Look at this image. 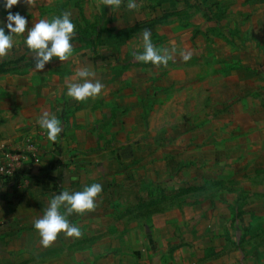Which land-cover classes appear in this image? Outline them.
I'll return each mask as SVG.
<instances>
[{"label":"rangeland","instance_id":"374dc122","mask_svg":"<svg viewBox=\"0 0 264 264\" xmlns=\"http://www.w3.org/2000/svg\"><path fill=\"white\" fill-rule=\"evenodd\" d=\"M129 2L11 9L28 23L0 58V87L20 76L27 93L22 115L0 117V264H131L145 228L195 254L188 264H264V0ZM65 12L72 54L36 71L27 28ZM146 29L167 65L135 60ZM85 67L104 88L77 102L65 81ZM44 112L61 121L55 142L36 123ZM92 183L102 185L96 207L67 216L81 235L43 246L34 222L49 201Z\"/></svg>","mask_w":264,"mask_h":264},{"label":"clouds","instance_id":"9594fccd","mask_svg":"<svg viewBox=\"0 0 264 264\" xmlns=\"http://www.w3.org/2000/svg\"><path fill=\"white\" fill-rule=\"evenodd\" d=\"M25 5L32 6L33 0H23ZM105 6L119 7L121 0H99ZM20 3V0H0V7L7 11L6 19L0 20V58L7 57L9 50L14 47L16 37L23 36L26 32L27 18L20 12L13 13L11 9ZM127 7L135 9L136 3L130 0ZM75 24L69 12L62 16L41 19L31 28H27L24 45L34 58L36 71H42L46 65L58 58L66 61L72 54V39L75 35ZM151 31L143 32V51H133L135 60L140 63L153 65H167L172 58L167 50L163 52L156 48L151 41ZM185 62L191 59V53H181ZM77 81L66 80L67 96L77 102H84L90 98L101 95L104 85L100 81L93 82L94 73L87 67L78 69ZM39 127L46 130L47 139L55 142L63 131L61 121L48 112H44L36 121ZM102 192L100 183L87 185L80 191H62L55 195L48 204L41 218L34 222L40 242L48 247L56 240L58 234L64 233L68 237H79L81 229L71 224L67 216L71 214H85L96 207V199ZM61 209L64 211L62 212ZM65 212L67 214H65Z\"/></svg>","mask_w":264,"mask_h":264},{"label":"crops","instance_id":"0c3cea01","mask_svg":"<svg viewBox=\"0 0 264 264\" xmlns=\"http://www.w3.org/2000/svg\"><path fill=\"white\" fill-rule=\"evenodd\" d=\"M248 3V2H247ZM17 78L20 76H8L5 79L4 87H0V117L2 119H12L13 116H9V112H19L22 115L24 109V95L27 93L22 83H20ZM8 120H5V123ZM146 235V236H145ZM148 229L145 228L139 230V244L135 247L133 251V258L131 259V264H136L137 258H142L143 254L145 259L148 260L150 264H188V259H195V254L187 255L186 252L181 250H170L166 246L156 244L154 239L150 237ZM174 258V261L171 259ZM140 260V259H139ZM169 263V264H170ZM243 264H249L245 261ZM257 264H260L257 262Z\"/></svg>","mask_w":264,"mask_h":264},{"label":"built area","instance_id":"2783aa9c","mask_svg":"<svg viewBox=\"0 0 264 264\" xmlns=\"http://www.w3.org/2000/svg\"><path fill=\"white\" fill-rule=\"evenodd\" d=\"M16 160L18 161L19 158L17 157ZM14 171H15V169H14V170H10V169H8L6 173H7V175H12L13 173L15 174Z\"/></svg>","mask_w":264,"mask_h":264}]
</instances>
